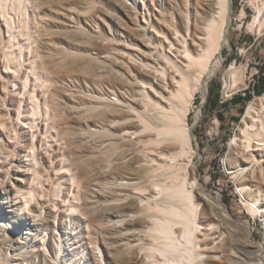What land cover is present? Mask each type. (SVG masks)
I'll use <instances>...</instances> for the list:
<instances>
[{
  "label": "bare ground",
  "instance_id": "1",
  "mask_svg": "<svg viewBox=\"0 0 264 264\" xmlns=\"http://www.w3.org/2000/svg\"><path fill=\"white\" fill-rule=\"evenodd\" d=\"M248 3L254 14L247 28L259 36L264 33V0ZM176 4L180 16L171 21L168 34L163 32L168 44L154 43L139 32L142 28L132 34L146 47L143 54L126 57L132 74L122 77L115 69L102 92L113 94L121 106L103 105L95 124L101 122L100 128L107 131L97 141L87 139L90 144L75 153L71 145L79 147L75 143L79 138L70 136L69 123L60 119L49 96L53 70L37 56L36 2L0 0V26L8 36L2 50L4 70L22 80V94L28 97L30 120L24 126L35 127L34 135L37 118L46 122L41 133L44 140L59 142L61 166L56 174L63 172L67 184L60 193V183H53L59 206L56 201L48 207L47 217L30 223L6 208L9 183L1 185L8 170L0 164V264H264V253L251 240L249 225L229 218L222 200L206 192L188 122L194 95L205 88L213 62L229 43L232 0H176ZM122 6L127 7L126 1ZM111 63L119 67L116 57ZM238 73L239 66L232 64L228 77L234 83ZM224 83L228 89L230 81ZM3 131L8 128L0 120ZM234 139L228 163L233 177L247 173V179H237V187L255 214L262 208L259 200L264 204V92L248 103ZM36 147L31 141L25 154L27 178L14 187L11 198L14 209L32 220V213L39 214L48 198L44 175L33 164L39 154ZM9 156L0 144V162ZM62 206L65 210H60ZM49 217L58 219L57 228ZM260 218L264 222V213ZM66 223L77 229L74 245L63 238ZM97 242L104 249L100 247V255Z\"/></svg>",
  "mask_w": 264,
  "mask_h": 264
},
{
  "label": "rangeland",
  "instance_id": "2",
  "mask_svg": "<svg viewBox=\"0 0 264 264\" xmlns=\"http://www.w3.org/2000/svg\"><path fill=\"white\" fill-rule=\"evenodd\" d=\"M124 1L127 7L122 6V0H34L37 5L34 20L38 35L37 56L53 70L49 96L60 119L64 118L69 123L70 136L79 138L78 142H75L80 145L79 147L71 145L75 153L81 149L80 147L90 144L87 139L97 141L98 136L107 131L100 128L101 122L95 124L97 113L104 107L103 105L115 108L111 104L115 103L121 106L114 100L113 94L108 97L107 94L102 95V92L108 86L107 79L115 69L123 73L122 77L128 73L132 74L130 72V69H133L132 64L128 60L125 61L126 57L132 55L137 58L138 54H143L146 47L132 34L142 28L139 32L151 37L154 43L159 45L163 42L165 46L168 40L163 32L168 34L171 21L180 16L176 0H136L135 5L132 0ZM177 1L186 3L187 0ZM187 6L189 7V3ZM27 11V16L31 17L30 6ZM253 14L254 10L248 0H232L229 43L222 47L213 62L211 72L205 81V88L198 90L194 95L188 122L190 121L193 127V145L197 149L199 176L207 183L206 192H211L215 199L222 200L223 205L228 208L229 218L240 224L249 225L251 240L261 246L264 253V222L260 218V214L264 213L263 201L259 200L262 208L255 214L248 210L247 200L237 187L238 180L248 178L247 173L233 177L228 163L233 154L234 138L243 124L247 105L260 95L256 93L255 88L264 83V33L258 36L247 28ZM7 41L6 28L1 25L0 120L6 123L8 131L0 133V144L10 152L9 158L4 163L0 162L4 165L3 170H8V175L2 178L1 186L9 183L10 197L4 204L6 208L12 210V216H17L16 218L21 220L27 218V221L33 223L47 217L48 207H52L56 201L59 206L60 203L53 195V183H60V193L65 192L67 184L63 172L59 171L56 174V169L61 166L59 142L54 138L46 141L41 133L46 122L41 117L37 118V131L34 135L32 130L36 129L35 127L29 129L24 126L30 120L29 107L26 106L28 97L22 94V80L17 76H9L4 70L2 50ZM115 57L119 67H113L111 63ZM28 63L27 66L32 65ZM232 64L239 66L235 83L228 77ZM135 65L138 68L140 66ZM226 79L230 81L228 89L224 88ZM216 91L219 92L220 102L229 100L235 94H250V98L243 105L228 103L224 109L217 107L208 110L207 101ZM18 105H21L19 111ZM239 108H243L242 112ZM218 110H222L224 117L222 121L216 115ZM86 133H92L93 136L87 137ZM31 141L36 142V151L39 153L37 162L33 160V164L44 175L42 184L48 194V198L45 197L47 201L42 203L40 213H32L33 220L32 217L20 214L14 209L12 204L14 200H11L14 196V187L27 178L24 174L27 168L25 154ZM210 201L214 203L212 199ZM63 209L62 206L60 210ZM221 214L228 217L224 211H221ZM48 219L53 227L57 228L58 219L52 217ZM2 221L7 224L5 218ZM59 225L61 226V222ZM65 225L67 223L63 224ZM33 232L31 230L30 233ZM66 232L63 238L73 242L72 245L76 244L74 242L78 239V233L72 223L67 225ZM23 234L21 235L25 236V233ZM96 235L99 238L98 230ZM35 237L38 238V233ZM100 247L104 250L102 244L97 242L95 250L98 255L102 254L99 252ZM42 250L41 247L40 251Z\"/></svg>",
  "mask_w": 264,
  "mask_h": 264
},
{
  "label": "trees",
  "instance_id": "3",
  "mask_svg": "<svg viewBox=\"0 0 264 264\" xmlns=\"http://www.w3.org/2000/svg\"><path fill=\"white\" fill-rule=\"evenodd\" d=\"M256 85V84H255ZM255 88V86H254ZM255 91L257 94H261L263 91H264V83L261 85L259 84V86H257L255 88ZM250 98V94H244V95H241V94H235L233 95L229 100H224L222 102H220V97H219V92L216 91V92H213L212 95L210 96V98L208 99L207 103H208V110H214L216 109L217 107H221L222 109H224L228 103H233V104H244L246 100H248ZM240 112H242V109L243 108H239ZM216 115L218 117V119L220 121H222L224 119L223 117V114H222V110H218L216 111Z\"/></svg>",
  "mask_w": 264,
  "mask_h": 264
}]
</instances>
